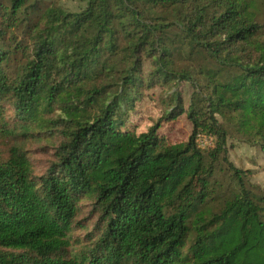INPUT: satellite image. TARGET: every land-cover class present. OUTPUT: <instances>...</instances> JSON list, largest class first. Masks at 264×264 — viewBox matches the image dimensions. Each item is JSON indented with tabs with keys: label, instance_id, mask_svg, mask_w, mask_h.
<instances>
[{
	"label": "trees",
	"instance_id": "16d2710c",
	"mask_svg": "<svg viewBox=\"0 0 264 264\" xmlns=\"http://www.w3.org/2000/svg\"><path fill=\"white\" fill-rule=\"evenodd\" d=\"M257 13L253 0H82L73 11L0 0V135L57 138L41 173L20 144L0 158V264H264V188L229 160L216 118L226 108L243 127L256 121L264 150ZM15 48L24 61L11 74ZM181 82L188 107L174 88L165 119L186 114V142L168 144L158 123L124 127L143 86ZM85 197L95 218L69 255Z\"/></svg>",
	"mask_w": 264,
	"mask_h": 264
},
{
	"label": "rangeland",
	"instance_id": "374dc122",
	"mask_svg": "<svg viewBox=\"0 0 264 264\" xmlns=\"http://www.w3.org/2000/svg\"><path fill=\"white\" fill-rule=\"evenodd\" d=\"M253 2L258 12L257 19L264 27V0H253ZM40 6L42 8L58 6L61 9L73 11L82 6V0H40ZM14 36L13 46L15 40L19 42L20 47L27 43L28 37L20 35L18 30L15 31ZM23 61L24 55L21 48H15L6 67L8 72L13 74ZM193 66L196 67L194 64ZM141 70L144 74H148L153 70L151 59L143 58ZM174 88L178 90L182 106L186 109L192 91L188 82H181L176 85L156 83L149 87L143 86L126 116L127 122L124 127L135 134H140L147 131L150 126L158 123L157 134L168 144L186 142L192 130V124L187 119L186 114L182 113L171 120L165 119V114L174 106V102L170 97ZM7 111L8 116L14 119L13 111ZM216 118L228 132L229 160L238 168L245 170L249 186L264 188V150L252 140V135H250L253 130L260 128L259 124L253 121L243 127L242 120H238L240 115L226 108H220L217 111ZM13 144H20L24 147L36 173H41L53 159V148L57 144V138L51 137L49 133H44L39 139L35 140L0 135V158L6 157L8 149ZM224 175V177L221 176V179L228 183L227 173H224ZM91 200V198L85 197L79 203L76 224L70 238L71 243L66 249V253L69 255L76 254L81 250L82 244L85 242V233L92 228L95 215L91 213L93 206ZM218 204L219 202L216 200L211 205L216 209L219 207Z\"/></svg>",
	"mask_w": 264,
	"mask_h": 264
},
{
	"label": "built area",
	"instance_id": "2783aa9c",
	"mask_svg": "<svg viewBox=\"0 0 264 264\" xmlns=\"http://www.w3.org/2000/svg\"><path fill=\"white\" fill-rule=\"evenodd\" d=\"M197 142L198 144L203 147L212 146L213 145V137L204 135V134H198L197 135Z\"/></svg>",
	"mask_w": 264,
	"mask_h": 264
}]
</instances>
